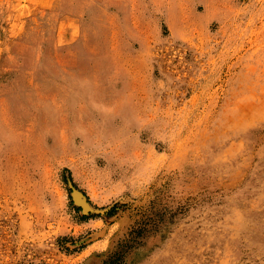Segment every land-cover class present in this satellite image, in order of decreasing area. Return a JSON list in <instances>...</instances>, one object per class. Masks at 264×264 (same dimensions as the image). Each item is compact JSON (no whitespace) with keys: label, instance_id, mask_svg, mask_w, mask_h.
Masks as SVG:
<instances>
[{"label":"rangeland","instance_id":"obj_1","mask_svg":"<svg viewBox=\"0 0 264 264\" xmlns=\"http://www.w3.org/2000/svg\"><path fill=\"white\" fill-rule=\"evenodd\" d=\"M0 264H264V0H0Z\"/></svg>","mask_w":264,"mask_h":264},{"label":"bare ground","instance_id":"obj_2","mask_svg":"<svg viewBox=\"0 0 264 264\" xmlns=\"http://www.w3.org/2000/svg\"><path fill=\"white\" fill-rule=\"evenodd\" d=\"M75 195H76V193H75Z\"/></svg>","mask_w":264,"mask_h":264}]
</instances>
